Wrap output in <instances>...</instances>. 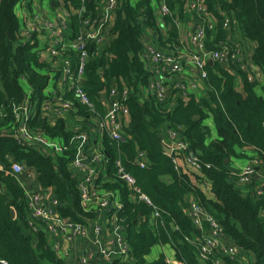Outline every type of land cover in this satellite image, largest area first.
I'll return each instance as SVG.
<instances>
[{"label": "trees", "instance_id": "1", "mask_svg": "<svg viewBox=\"0 0 264 264\" xmlns=\"http://www.w3.org/2000/svg\"><path fill=\"white\" fill-rule=\"evenodd\" d=\"M30 1L0 0V264H80L53 248L42 223L37 230L29 224L25 189L11 172L12 159L36 172L39 185L59 200L58 211L68 220L89 224L98 213L116 211L115 201L119 203L116 221L130 253L116 256L107 264H170L164 252L148 260L156 245L171 247L174 258L183 264H214L218 258L221 264H264V198L243 191L240 171L233 172L230 167L232 158L243 155L237 150L239 146L253 148L256 167L264 168V95L256 90L257 85L264 90V81L247 79L241 91L236 87L235 74L215 62L205 67L209 90L204 96L183 97L182 91L171 83L173 88L169 87L170 94L164 100L152 92L145 97L157 72L151 71L141 58L142 33L146 25L158 30L157 14L151 0H139L136 6L130 0H119L112 29L116 37L100 55H93V44L89 46L92 55L87 62L84 87L100 116L105 113L102 94L107 95L112 83L120 89L125 87L129 93L124 104L129 116L122 117L124 140L114 139L108 127L99 145L105 160L96 187L101 192L114 193L110 209L96 206V210H88L82 204L80 175L70 164L76 154L75 143L62 151L50 149L43 141L22 143L14 136V108L23 104L35 108L28 121L34 132H43L52 140L63 138L67 144L77 133L66 123L67 117L57 118L53 124L41 111L42 104L55 94L49 88L50 63L36 49L34 37L24 36L20 28L16 6ZM63 1L66 6L81 3ZM163 1L169 9L163 16L168 37L160 35L158 41L160 47L175 51L180 45L176 17L184 16L189 0ZM203 1L210 13H235L241 35L255 44L251 60L264 73V0ZM86 5L94 10L97 2L86 0ZM71 56L74 62L78 58L77 53ZM230 64L236 67L237 62ZM63 98L73 101L68 115H94L73 93L68 92ZM209 113L219 134L212 140L211 130L204 123ZM80 122V130L90 131L92 126ZM171 129L177 132L178 140L188 144L173 154L165 150V145L172 143L166 136ZM191 153L197 159L195 166L188 162ZM120 166L134 176L140 192L121 178ZM140 193L146 194L151 203L140 199ZM193 203L218 221L223 229L222 242L237 247L235 255L215 250L207 259L202 258L203 239L211 227L206 220L203 227L194 223L190 214ZM92 261L91 264H100Z\"/></svg>", "mask_w": 264, "mask_h": 264}, {"label": "built area", "instance_id": "2", "mask_svg": "<svg viewBox=\"0 0 264 264\" xmlns=\"http://www.w3.org/2000/svg\"><path fill=\"white\" fill-rule=\"evenodd\" d=\"M98 4V2H97ZM103 11L96 13V15L84 16V24L87 25L86 31L80 33L77 37L73 38L68 36L62 30L67 27L66 19L60 18L57 20H46L45 24L50 30L56 34V43L50 47L49 51L51 55L58 56L63 55L62 68L60 69V76L63 80L67 81L68 89L74 94L79 101L86 105L92 113L97 117L98 131L102 133L109 127V134L116 140H124V136L121 133L123 126L122 117L128 115V107L124 104V99L127 98L128 93L125 90L121 97L112 102L111 109L100 116L97 112L96 103L91 99L89 93L83 84V75L86 71L88 58L90 55L89 46L92 44H98L105 38L102 30H108L112 27V13L117 9L119 0H105ZM82 10L86 5V0H81ZM191 10L199 16V20L195 23L193 30L190 34L191 43L194 46V50L191 52V62L199 68L202 73V77L207 76L206 65L211 62H223L229 61L238 62V52L230 54L224 50L209 49L206 45L207 38V7L203 0H192L190 2ZM84 8V9H83ZM163 11L168 12V8L164 5ZM77 53L78 58L75 64L71 63L70 55ZM145 57L148 59V66L153 72H157L159 78L155 81L154 87L156 88V95L159 100H164L167 94H170V89L166 82L173 81V76L177 72L183 69L182 61L174 56V54L166 53L162 49L149 44L145 50ZM249 63L242 64L245 68ZM175 87L180 89L186 96L187 86L184 82H176ZM56 100L65 109H71L73 101L70 99H64L62 93L55 94ZM117 95L115 89L110 90V97L115 98ZM187 97V96H186ZM15 131L14 136L19 142H33L39 140H45L48 146L53 141L45 139L43 133H37L30 129L28 126V120L33 113L31 105L23 104L22 106H15ZM76 138L75 145L76 154L72 158L71 165L79 173V189L82 196V204L87 207L88 210H96L93 207L92 201L97 200V207L110 209V200L114 196L111 191L101 192L96 187L97 180L100 179L103 171V162L105 160L103 149H100L97 144V150L93 153H88L87 149L82 150L83 145L88 142L89 135L85 130H79L74 136ZM168 137L172 140L170 145L171 152L173 154L177 148H186L187 143L178 140L177 132L173 129L168 131ZM58 150L61 147L57 143H53ZM56 149V150H57ZM143 154V153H141ZM196 156L191 153L188 162L195 166ZM257 159H253L247 166L240 172L239 176L241 182H247L250 179L251 174L256 170ZM120 165V163H119ZM144 165V162H142ZM2 169L3 167L0 166ZM11 172L16 176L20 174L26 175V180L20 181L25 189L27 204L29 208L28 220L29 224L33 225L34 230H37L38 224L42 223L46 228L48 235L51 239L53 248L61 255L80 264H91L92 260L98 261L100 264H107L116 256H124L130 253L129 243L121 230V226L115 223L111 227V235L107 236V239L103 238L106 233L104 225L102 223L103 218L101 213H98L96 218L89 224H82L68 220L59 213L58 205L59 200L52 194H46L42 189H36L28 183V173L31 174V170L26 168L21 162L12 160ZM119 174L122 179L127 183L132 184L134 188L140 192V189L136 186V179L131 173L125 171L120 166ZM19 178V177H18ZM20 180V179H19ZM258 193L264 195V187L258 190ZM140 199H143L151 203L148 196L144 193L139 194ZM119 207V203L115 201ZM190 214L197 226L203 227L204 221L209 222L211 232H208L203 239L202 253L203 259H207L215 250L222 251L227 255H235L238 252V248L233 245L224 244L221 240L223 235V229L218 221L209 213L205 212L201 206L196 203L192 204ZM85 237L89 238L94 246V249L89 252L88 255L77 256L75 252L68 246L63 248L60 243L61 238L65 241H74L77 238ZM214 264H221V258L214 261Z\"/></svg>", "mask_w": 264, "mask_h": 264}, {"label": "crops", "instance_id": "3", "mask_svg": "<svg viewBox=\"0 0 264 264\" xmlns=\"http://www.w3.org/2000/svg\"><path fill=\"white\" fill-rule=\"evenodd\" d=\"M138 1L139 0H135V1L130 0V4L132 6H136ZM162 1L151 0L152 6L157 14L159 27L157 26L158 28L157 30L148 25L145 26L144 31L142 33L144 50L143 52H141L142 54L141 58L143 59L144 62H146V66L151 70V68L148 66L149 60L146 59L145 57V50L149 44L162 49L166 53L174 54V56L178 57L182 61L183 69L177 72L176 74H174L173 81L166 82V84L168 85V89L169 87H172L170 85L171 83H176L180 81L186 84L187 86L186 91L188 92V95L194 94L197 98L204 96L209 90V86L205 80L206 77L205 78L202 77L201 71L197 66H195V64L191 62V57H190L192 54L191 52L194 50V46L191 43L190 34L193 30L195 23L199 20V16H197L189 6L192 0L188 1L184 16L182 18L180 16L176 17L177 26L180 30V37H179L180 45L176 46L175 51H171L172 49H167V48L164 49L160 47L158 41L160 35H163L165 38L168 37V32H167L168 27L165 26V24L163 23L164 22L163 16L169 13V9L167 13L163 11V6L164 5L166 6V4L165 2L162 3ZM217 1L219 2L220 0ZM225 1H230V0H225ZM96 2H98V4L95 6L94 10L90 9L89 7H86L85 9L83 8L84 10H82L81 3L78 6H66L63 0H56V1L31 0L28 3L26 2L20 3L16 6L22 33L26 37H30V36L34 37V42L37 43L36 49L39 50L42 57L47 62L50 63L52 69V74H51L52 78L49 88L54 92V94L62 93L63 95H65L68 92L72 93L71 92L72 90L71 88L70 90L68 89V85H67L68 82L63 80L62 77L60 76V69L62 68L61 64L64 56L62 54L58 56H53L49 51L50 47L56 43L57 37L55 32H53L48 28V26H46L45 22L46 20L50 21V20H57L60 18L66 19L67 27L64 28L62 31L65 32V34H67L68 36L75 38L76 35H80V33L86 31V29L88 28L87 25L84 24L83 22L84 16L97 13V11L98 13L103 11L105 0H96ZM117 9L112 13V27L109 28L108 30L105 29L102 30L103 35L105 33V38L103 39V41H100L98 44L94 43L92 45L91 52L93 55H100L104 47H106L107 44L111 42L114 37H116V34L113 33L112 29H113L114 21L116 19L115 17L117 15ZM220 15L223 17L222 20H220ZM206 21L208 23L206 45L209 49L224 50L230 54L238 52L239 63H237L236 67H233V65L230 64V62L232 61H229L227 63L219 62L229 71H231L232 74L233 73L235 74L237 89L243 91V83L247 79H250V81L253 82L262 83L264 81L263 69L260 65H258L257 63L251 60L255 44L250 38L241 35L238 29V22L235 13L222 11L220 13L215 14L207 11ZM219 22H221L222 24L221 26H219ZM91 52L89 58L92 55ZM72 55H74V53H72ZM73 58H74L73 56L70 57L71 63L74 62ZM214 63L215 62H211L210 64H214ZM244 63H249V65L243 68L242 64ZM234 68H240V70H235ZM57 75H59V77H57ZM85 77H86V71L83 75V81L86 79ZM158 78L159 75L157 74L153 78H151L149 86L146 88L144 92L145 97L150 92L156 95L157 92H156V88L154 87V83ZM84 83L85 82H83V84ZM260 86L261 85H257L256 90H258V88L262 90ZM112 88L115 89L117 93L115 98L110 97V90ZM125 90H127L125 87L120 89L117 83H112L109 89L107 90V95L106 92L102 94V104L105 108V113H107L111 109L112 102L118 99V96L121 97ZM127 93H129L128 90ZM167 95H169V93ZM260 95H264V94H260ZM182 96L186 97L184 94ZM56 97L57 95L56 96L54 95L42 104L41 111L43 112V116L49 118L50 122L53 124H55L57 118L67 117L66 123L70 126V129L76 130V132L79 131L81 128L80 120L85 121L86 124L92 126V128L90 129V131L85 130V132H87L89 135V140L83 145L82 150L87 149L88 153H93L94 151H96L97 144L100 145L102 141V137L106 132L104 129V131L100 133L98 131V127L95 128V125L97 124V117L95 115L88 117H81L80 115H78L77 117H73L72 115H68L69 113L68 110L70 109L68 110L65 109L63 105H61L58 101H55ZM32 110L33 113L31 114L28 121L31 120L33 114L35 113L34 107H32ZM126 116H129V112L128 115ZM204 123L207 126H209L211 130V136L209 140L218 138L219 134L211 114L206 117ZM43 135L45 139L51 140L53 141V143H57V145L61 147L62 151L67 148H71L72 146L70 147L69 145H72L76 141V138L72 136L71 139L69 140V143L67 144V142L63 138L52 140L49 139L45 133H43ZM167 135L168 134H166V136ZM39 141H43L47 145L44 139ZM53 143L50 146L48 145L47 146L50 149L54 148L56 150L57 148L53 146ZM237 150L243 153V155L231 159L230 167L233 170V172L242 171V168H244L248 163H250L256 155V152L251 147L240 148L238 146ZM30 170H31V174L29 176L28 173V177H27L28 183L36 189L43 190V188H41V186L37 181L36 172L33 169ZM18 177L20 179L19 181L21 182L22 180H26L25 174H20L18 175ZM101 179H105V176L102 177ZM262 187H264V168H259V166H257L255 172L251 176V179L248 182H241V188L243 189V191L247 193H252L255 195L258 194L261 196V194L258 193V190ZM43 191L46 194L52 196L51 192L45 189ZM262 197L264 198V195H262ZM92 205L93 207H96L97 200H93ZM115 206H117V204ZM118 212H119V208L117 207L116 211L112 213L108 214L107 211L101 213L102 215L101 218H103L102 223L106 231V233L103 235L104 239H107V236L111 235L110 230L111 227L114 226L115 223H117L116 219ZM223 240L224 242H226L225 238H223ZM60 243L63 245V248L66 246H68L69 248L71 247V249L75 252L77 256L88 255L89 252L94 249L91 240L85 237L77 238L74 241H65L64 238H61ZM158 249H159L158 256L160 255V253L164 252L170 264H183L181 261H178L174 258V250L169 246L159 245Z\"/></svg>", "mask_w": 264, "mask_h": 264}, {"label": "rangeland", "instance_id": "4", "mask_svg": "<svg viewBox=\"0 0 264 264\" xmlns=\"http://www.w3.org/2000/svg\"><path fill=\"white\" fill-rule=\"evenodd\" d=\"M135 1V0H134ZM261 89H262V87H261ZM257 92H259L260 94H264V90L262 89V90H260L259 88H258V90H257ZM171 145H172V143H170ZM247 166V165H246ZM245 166V167H246ZM244 167V168H245ZM244 168H242V170L244 169ZM241 172V171H240ZM251 176H252V174H251ZM251 176H250V179H251ZM249 179V180H250ZM248 182V181H247ZM159 245H156V246H154L153 248H152V251H151V253L149 254V256H148V260H153V259H155L157 256H158V253H159ZM171 248V247H170Z\"/></svg>", "mask_w": 264, "mask_h": 264}, {"label": "water", "instance_id": "5", "mask_svg": "<svg viewBox=\"0 0 264 264\" xmlns=\"http://www.w3.org/2000/svg\"><path fill=\"white\" fill-rule=\"evenodd\" d=\"M162 3H164V1H162ZM196 118H199V116H196ZM170 143H169V146L168 145H165V150L167 151V152H171V148H170ZM229 160H227V162H228ZM11 213H12V215L13 216H15V210L12 208L11 209Z\"/></svg>", "mask_w": 264, "mask_h": 264}]
</instances>
